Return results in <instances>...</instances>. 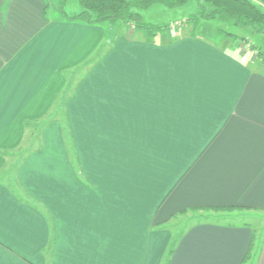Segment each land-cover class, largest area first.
I'll return each instance as SVG.
<instances>
[{
    "label": "crops",
    "instance_id": "0c3cea01",
    "mask_svg": "<svg viewBox=\"0 0 264 264\" xmlns=\"http://www.w3.org/2000/svg\"><path fill=\"white\" fill-rule=\"evenodd\" d=\"M61 1L0 0V264H264V227L193 218L264 212L262 61Z\"/></svg>",
    "mask_w": 264,
    "mask_h": 264
},
{
    "label": "trees",
    "instance_id": "16d2710c",
    "mask_svg": "<svg viewBox=\"0 0 264 264\" xmlns=\"http://www.w3.org/2000/svg\"><path fill=\"white\" fill-rule=\"evenodd\" d=\"M191 0H77L79 12L68 15L64 12V1L59 4V14L68 21L80 22L88 26L122 24L134 32L142 33L152 40L161 34H170L169 27L144 22L141 11L154 5L168 9L181 8ZM199 2V11L187 18L196 29L200 21L220 19L239 29L251 28L255 33H264V11L249 0H194ZM193 31L190 35H193ZM235 41V36L226 33ZM260 59L264 53L259 52ZM234 207H232L233 209Z\"/></svg>",
    "mask_w": 264,
    "mask_h": 264
},
{
    "label": "rangeland",
    "instance_id": "374dc122",
    "mask_svg": "<svg viewBox=\"0 0 264 264\" xmlns=\"http://www.w3.org/2000/svg\"><path fill=\"white\" fill-rule=\"evenodd\" d=\"M52 3L53 0H50ZM66 10L71 12L73 10L72 2L67 0ZM51 11V6H50ZM199 11V2L191 0L185 6L181 8L168 9L159 5H154L146 10L141 11V16L144 22L151 23L154 25H166L169 27V31L176 35H189L193 31L194 34L202 35L203 37L219 42V36L226 37V33L234 35L235 41L241 44L246 50L252 51L253 55L258 59V53H264V33H255L251 28L239 29L232 26L229 22H223L220 19L212 21H200L196 29L187 21V18L191 15L196 14ZM52 12V11H51ZM69 15V14H68ZM108 23H106V26ZM110 25V24H109ZM118 27H122L123 32H133L130 27H123L122 24H116ZM111 27L115 28L111 24ZM230 38V37H228ZM231 39V38H230ZM257 53V54H256ZM264 64V58L260 59ZM13 170V168H12ZM11 171L10 175L2 176L9 182L14 181V175ZM193 218L196 221H216L243 224L247 223L255 228L264 227V212L252 211L250 209L242 208H214L206 209L201 212H195ZM190 222V221H189ZM185 223L181 227L184 229L190 223ZM182 228L179 229L182 230ZM260 228L259 230H261Z\"/></svg>",
    "mask_w": 264,
    "mask_h": 264
},
{
    "label": "built area",
    "instance_id": "2783aa9c",
    "mask_svg": "<svg viewBox=\"0 0 264 264\" xmlns=\"http://www.w3.org/2000/svg\"><path fill=\"white\" fill-rule=\"evenodd\" d=\"M257 54V53H256Z\"/></svg>",
    "mask_w": 264,
    "mask_h": 264
}]
</instances>
